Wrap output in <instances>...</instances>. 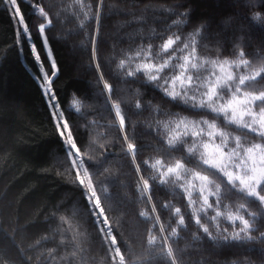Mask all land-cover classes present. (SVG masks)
I'll use <instances>...</instances> for the list:
<instances>
[{
    "label": "snow or ice",
    "instance_id": "1",
    "mask_svg": "<svg viewBox=\"0 0 264 264\" xmlns=\"http://www.w3.org/2000/svg\"><path fill=\"white\" fill-rule=\"evenodd\" d=\"M136 2L121 8L105 0H67L53 13L44 0H0L11 24L10 48L38 69L35 79L61 146L57 162L64 171L57 176H66L78 194L70 209L66 201L58 202L42 221L56 222V228L49 227L51 236L28 242L30 237L22 235L18 243L17 233L28 225L10 218V232L0 227V240L8 241L0 264H194L189 247L218 253L257 244L264 256V231L258 224L264 219V0L244 5L247 31L254 22L262 26L253 52L247 51L252 39L245 43L244 24L231 35L214 28L233 22L235 10L217 22L214 15L196 14L201 0L144 5L140 14ZM121 15L128 18L113 22ZM69 20L81 35L79 51L87 57L107 113L86 141L81 127L88 130L89 125H74L69 109L81 112L88 94H81L83 99L73 94L65 107L55 86L60 66L50 33ZM114 80L137 85L130 89L134 104L119 95ZM145 110L150 119L131 120L130 113ZM141 124L154 143L140 142ZM145 149L151 152L144 155ZM117 162L128 168L133 177L128 187L135 202L143 204L138 218L146 228L138 248L125 238L126 213L115 214L125 203L112 199L108 183ZM162 190L168 194L163 202L157 195ZM86 242H95L103 256H88ZM46 243L54 246L45 248ZM221 264L256 262L236 255Z\"/></svg>",
    "mask_w": 264,
    "mask_h": 264
},
{
    "label": "trees",
    "instance_id": "2",
    "mask_svg": "<svg viewBox=\"0 0 264 264\" xmlns=\"http://www.w3.org/2000/svg\"><path fill=\"white\" fill-rule=\"evenodd\" d=\"M112 1L122 8L131 6L129 0H105L106 4ZM147 1L142 3L144 1L137 0L135 4L137 14H140L139 9L144 5H164L167 7L177 3L176 0ZM224 1L228 2L229 0ZM28 2L29 0H26V3ZM44 2L51 6L52 12L55 13L62 2L66 3L67 0H56L55 2L44 0ZM243 2L244 5L247 4V0H243ZM257 3H259V0H257ZM232 5L218 7L213 0H201L196 9V14L201 18L205 15H214L217 22L225 21L233 12ZM244 5L240 10L243 16L246 13ZM25 11L27 12V8H25ZM29 15L31 14L29 13ZM151 16L149 17L151 18ZM171 19H175V17H171ZM70 22L73 23L71 20L68 23H57L50 33L52 37L56 38L51 43L60 66L55 86L60 102L65 107L70 104L73 94L81 99H83L81 94H88V98L84 100L85 107L81 112H76L75 108L69 109L72 113L70 120L74 125L83 126L86 123L89 125L88 130L81 127L82 141H86L89 137V131L94 130L96 124H102L104 120L101 118L104 117L106 120L107 113L103 108V97L98 96L99 89L95 86L93 72L87 66L83 67L82 64H80V74L73 69L74 58H69L70 56L64 44L65 38L60 35L61 29L67 27ZM149 24H151L150 19ZM241 24L246 27L245 43L248 39H252V46L248 47L247 51H258L257 42L261 36L260 29L262 27L259 23L254 22V27L249 32L247 31L248 21L234 17L232 25L223 34L231 35L233 28ZM128 30L130 29H124V31ZM189 30L185 29V31ZM76 34V39L81 40V35L77 32ZM11 44L10 20L5 9L0 7V221H2L0 227L10 232L12 227L9 223L10 218L19 217V224L28 225L23 234L17 233V242L19 243L22 235L30 237L28 242L41 235L48 234L51 236L52 233L48 231L49 227L56 228V222L50 221L49 224H44L42 221L50 215L53 211L52 206L58 202L66 201L65 206L70 209L78 194L73 192L71 185L67 183L66 176H57V172L64 171V168L57 162L62 155L60 153L61 146L57 135L54 133L53 121L50 116V109L47 107L46 98L42 95L38 80L35 79L38 75V69L30 58L20 56L15 48H10ZM126 44L127 41L125 45H118V48L126 46ZM228 47L230 49L231 45H228ZM107 53H110V49L102 55ZM209 54L214 55V50ZM85 59L87 60L86 56ZM112 82L116 84L119 95L134 104L136 97L130 89H135L137 85H123L115 80ZM148 98L145 97V99ZM130 118L131 120L145 121L150 119L149 111L145 110L139 115L130 113ZM137 131L141 133V143H154L152 137L147 134L145 124H141ZM150 152L151 149H145L144 155H148ZM109 159L115 158L110 157ZM108 166L106 164L103 167ZM111 168L113 177L108 183L112 199L117 203L120 201L125 202L124 206H121L115 214L126 213L123 216L125 238H130L129 243L138 248L141 236L146 228L143 218H138V211L143 207V204L135 202V193L128 187L133 179L128 168L121 167L118 162L113 163ZM101 183H105L103 178H101ZM157 195L161 202L168 198V194L164 190L157 193ZM129 200H132V202L128 203ZM258 224L259 230L264 231V219L258 220ZM88 231H91V229L89 228ZM182 235L186 236L187 233H182ZM59 239V235H56L55 240L58 241ZM185 243L184 239L180 240L182 247L185 246ZM7 246V240H0V251ZM53 246L54 243L43 245L45 248ZM85 247L89 249L88 256L97 259L103 256V252L95 242H86ZM259 247L260 245L257 244L251 250L233 249L218 253L209 251L207 247L202 249L189 247L188 258L194 264H221L226 258L231 259L239 255L240 257L252 258L256 264H264V256L258 251ZM9 254L14 255V252L10 250Z\"/></svg>",
    "mask_w": 264,
    "mask_h": 264
},
{
    "label": "rangeland",
    "instance_id": "3",
    "mask_svg": "<svg viewBox=\"0 0 264 264\" xmlns=\"http://www.w3.org/2000/svg\"><path fill=\"white\" fill-rule=\"evenodd\" d=\"M52 1L55 2L56 0H52ZM120 1H123V0H120ZM142 1H144L142 3L148 2L147 0H142ZM213 1H214V4L216 6H218V7H226V6H229V4H233L232 5L233 11L235 10V12L238 13V15H236L234 17L235 18L237 17V18H240L242 20H245V19H243V15L240 13L241 7H242V5H244L243 0H239V3L238 4L232 3V0H229L228 2L227 1H224V0H213ZM108 5H116V6H119L114 1L109 2ZM142 8H143V6L140 7V9H142ZM148 15L151 16V15H153V13L149 12ZM127 18L128 17L121 15V16H114V17H112V20H113V22H115L117 20H125ZM233 20H234V18H233ZM150 23H151V19H150ZM232 23L233 22H231V23H218L217 25H214V28H216V30L221 31L222 33H224L226 31V29H228L229 26L232 25ZM128 31H130V30H128ZM257 31H258V28H257ZM74 32H75V29L73 28V23L70 22L67 27L65 26L64 28L61 29L60 35H61L62 38H65L64 44H65V46L67 48V52H68V54L70 56L69 58H74L73 59L74 60L73 61L74 63L72 64L74 71L77 72L78 74H80V72H79L80 71V64H82L83 67H86L87 60L85 59V56H82V54L79 51V45H80V41L81 40L76 39L77 34H76V32L74 34ZM109 44H111V40H109ZM109 54L107 53V54H105V56H107Z\"/></svg>",
    "mask_w": 264,
    "mask_h": 264
}]
</instances>
